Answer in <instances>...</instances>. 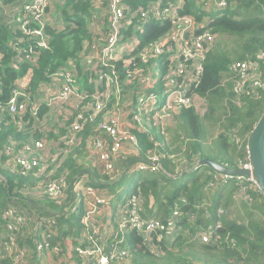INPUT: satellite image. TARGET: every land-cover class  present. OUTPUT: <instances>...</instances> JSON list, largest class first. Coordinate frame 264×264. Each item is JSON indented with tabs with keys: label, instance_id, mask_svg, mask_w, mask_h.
Returning a JSON list of instances; mask_svg holds the SVG:
<instances>
[{
	"label": "trees",
	"instance_id": "trees-1",
	"mask_svg": "<svg viewBox=\"0 0 264 264\" xmlns=\"http://www.w3.org/2000/svg\"><path fill=\"white\" fill-rule=\"evenodd\" d=\"M25 1L4 3L12 8ZM158 1L125 0V26L109 60L104 52L113 36L111 21L105 18L109 0L52 1L48 13L55 23L46 30L48 47L35 49L39 60L26 88L32 95L46 88L57 93L70 85L73 94L84 98L61 115L44 104L37 113L31 109L17 115L0 112V264H38L53 255L58 264H66L62 257L72 258L70 253L81 261L80 253L87 246H98L108 254L121 237L126 242L120 246L129 251L123 264H264V192L248 177L200 164L208 158L239 168L250 161V137L264 115V0H224V10L209 13L204 24L212 35L201 61L203 71L186 94L197 101L154 110L162 113L155 118L146 111L141 115L137 101L149 95L159 98L167 93L172 78L183 81L185 76L180 78L177 66L168 59L175 53L184 60L175 41L169 40L163 53L157 54L175 19L159 13L170 3L181 4L176 9L179 16L190 13L202 20L206 14L202 1L214 0H162L157 5ZM144 25L138 45L127 48L134 34L140 37ZM202 31L199 28L195 34ZM13 36L12 27L0 16V53L7 76L0 105L6 104L18 75L25 72L18 74L12 66L18 52L10 47ZM244 63L248 68L243 74L238 65ZM104 73L112 78L109 85L101 80ZM239 84L242 90L237 89ZM121 95L129 97L121 101ZM119 117L133 137L136 155L127 159L133 164L116 179L117 172L108 168L104 155L114 152L117 139L104 126L117 128ZM38 143L45 147L37 149ZM27 151L33 154L30 169L18 162ZM134 164L145 165L144 171ZM186 167L193 169L181 175ZM85 174L91 175L93 185L85 182ZM125 179L130 187L120 192ZM60 180L65 186L51 193L50 185ZM78 184L92 186L96 194L78 189ZM138 191L140 218L170 226L176 230L174 238L160 228L143 233L128 224L120 229L122 217L131 218L122 213L116 214L118 237L104 244L97 216L91 223L81 219L88 211L87 195L98 205L116 206L117 211L125 194ZM36 194L41 198L32 197ZM101 198L103 203L98 201ZM33 204L40 209L30 208ZM11 209L21 220L7 215ZM10 221L18 223L13 230L8 228ZM206 232L210 237L204 242L201 234ZM68 240L73 242L72 251ZM12 243L13 250H6Z\"/></svg>",
	"mask_w": 264,
	"mask_h": 264
},
{
	"label": "built area",
	"instance_id": "built-area-1",
	"mask_svg": "<svg viewBox=\"0 0 264 264\" xmlns=\"http://www.w3.org/2000/svg\"><path fill=\"white\" fill-rule=\"evenodd\" d=\"M53 0H26L22 5L13 6L10 8L6 6L4 0H0V16L1 19L12 27L13 30V40L10 42V47H16L17 54L11 59L12 66L19 67L22 62V57L25 53L27 55L24 57L28 61L34 62L35 56L39 57V52L35 49L37 47H48L47 39H46V30L49 26L55 23V17L48 13V8L51 6ZM202 1V0H201ZM163 2L159 0L157 5H161ZM224 0H214L210 2H206L205 4L202 1V9H205L206 14L209 18V13L222 11L224 10L227 5ZM181 4L175 5L174 3H170L169 7L166 9L164 13H159L164 18L166 17H173V29L170 31L169 35L163 40L161 45L157 49V54H162L164 47L166 46L169 40H173L178 44L184 60H180V56L177 57L175 53H171L168 59L177 66L176 74L182 78L183 74L184 80H176L172 78L169 82L168 89L166 90V96L162 102L159 101V98L155 97L154 95H149L146 97H142L139 100V103L144 106L145 111H154L159 110H166L167 108H172L173 104L176 105H189L197 101L194 96L187 97L188 87L190 88L192 85L198 83V79L203 71V66L201 61L206 56V42L210 40L211 33L210 31L205 28L204 20L199 21L195 16L190 13H186L183 16H179L176 9ZM109 14H110V21H111V28L113 30V36L110 39L109 46L105 48L104 52L108 55V60L111 58L113 53L115 52V48L117 46V41L119 38V34L121 29L125 26V19H126V3L125 0H109L108 4ZM101 11V10H100ZM179 16V17H178ZM203 22V23H200ZM146 25L141 28V34H134L133 39L129 41L127 48H134L138 45L141 35L144 33ZM201 28L202 33L196 35L195 32L197 29ZM139 31V30H137ZM172 49V48H171ZM170 53V52H169ZM30 54V55H29ZM192 65V67H188V64ZM240 66L242 73L246 72L248 66L244 63ZM2 70V54L0 53V84L4 80ZM28 75V74H26ZM150 78V83L152 82V76ZM103 82H106L109 85L112 82V78L107 73H104L101 77ZM27 83V81H26ZM237 89L242 90L243 86L241 84L237 85ZM13 94L11 95L8 102L5 105H0V111H8L11 114L15 113H22L29 107V100L30 94L29 92L21 87L14 86L13 87ZM46 94V98L40 100V103H48L51 104L53 101L61 99L60 95L52 93V91H48V88L44 92ZM106 95V91L102 94V96ZM150 104V106H149ZM36 112V111H35ZM108 133L112 135H116L115 139H117L114 152L112 154L104 155V158L108 161L107 166L108 168L112 167V161H117L119 155L123 153L120 148L119 141L117 136H119V132L117 128H111L109 125L104 126ZM123 131H126L125 129ZM123 135V133H122ZM131 139L133 137L131 136ZM39 146H43L41 143H38ZM45 147V146H43ZM119 150V151H118ZM20 162L25 168L30 169L34 164L33 160H21ZM242 167H252L251 161L244 164ZM136 169L143 170L145 169V165H137ZM250 180V179H249ZM254 181L257 185L258 182ZM65 186V183L60 180L59 182H54L50 185L49 190L51 193L57 194L61 187ZM87 190L95 193L92 186L87 187ZM96 194V193H95ZM99 202L101 200H98ZM142 203V198L140 193H134L132 197L126 202L128 206L125 207V214H130V220L126 219L124 215L122 217V221L120 223V229L126 228L128 224L134 227L137 231L147 233L160 228L164 230L166 235L171 238L175 237L176 230L171 228L170 226H166L161 221L158 220H149V219H142L140 218L139 208ZM89 211V210H88ZM121 213V214H122ZM178 212L176 211L175 214ZM7 215H9L14 220H21V217H18L16 211L14 209L7 211ZM17 222L10 221L8 228L13 230L17 227ZM163 232H161L160 236L162 237ZM202 239L204 242L209 240L210 233L206 232L201 234ZM122 241V240H121ZM120 240L118 241V245L114 247L108 254H103L106 256H100L97 258L96 264H123L125 257L129 254L127 248L120 246ZM14 247V243L12 245L7 246L6 250L12 251ZM81 251V249H79ZM98 250H102L98 248ZM84 250L81 251L83 253ZM24 253V251L22 252Z\"/></svg>",
	"mask_w": 264,
	"mask_h": 264
},
{
	"label": "rangeland",
	"instance_id": "rangeland-1",
	"mask_svg": "<svg viewBox=\"0 0 264 264\" xmlns=\"http://www.w3.org/2000/svg\"><path fill=\"white\" fill-rule=\"evenodd\" d=\"M105 11H106V5H105ZM105 14L106 15H108L107 17H105V18H107V19H109L110 20V14L108 13V12H105ZM105 15V16H106ZM204 16V18L205 19H208V15L207 14H204L203 15ZM203 18V19H204ZM127 19H128V11H127ZM202 19V20H203ZM202 20H199V21H202ZM59 23V22H58ZM112 29H114V28H112ZM85 50H86V48L84 47V49L82 50V53H84L85 52ZM24 57H26L27 55H23ZM24 57H22V62H21V64H20V66L19 67H13L14 68V70L16 71V72H18V74H19V72L20 71H22L23 69L25 70V74L23 73L22 75H18L19 77H18V79H17V81L15 82V86H18V87H21V88H24V89H26L27 90V88H26V86H27V84L29 83V79H30V76H31V74L34 72V69H35V67L37 66V62H38V60H39V57H36L35 56V60H34V62H32V61H28V60H26ZM142 70H144V69H142ZM26 74H28V75H26ZM145 74H146V71L143 73V75H142V78H141V82H143V83H145L146 81H145ZM4 75V80H3V82L0 84V95H3L4 94V89H5V78L7 77L6 76V74L4 73L3 74ZM26 81H27V83H26ZM149 85L148 84H145V87H148ZM73 88L70 86V85H67V86H65L64 87V89L63 90H59L57 93H55V94H57V95H60L61 96V99H58V100H55V101H53V103H51V104H48V103H40L39 101L40 100H43V99H45L46 98V94L44 93H38V94H32L31 95V93L29 92V94H30V100H29V107L26 109V110H28V109H31L32 111H36L35 113H37V110L40 108V105L41 104H44V105H47L48 106V108H50V109H53L54 111H52L55 115H61V114H63L64 113V111L65 112H67V113H70V109L68 108V106L69 105H74L75 107H77V103H79V101H81L83 98H84V96H83V94H79L78 92L77 93H72L70 90H72ZM46 89H44V90H41V91H45ZM78 91V90H77ZM143 91H147V89L145 88V90H143ZM13 94V90H11V95ZM166 96V94H162V95H160L159 96V101L160 102H162L163 100H164V97ZM11 97V96H10ZM126 97H129V95H126V96H120V100L122 101V99L123 98H126ZM10 99V98H9ZM9 99H8V101H9ZM7 101V102H8ZM129 103V101L127 102V103H125V104H128ZM137 106H138V108H139V113L142 115L143 114V112L145 111V109H144V106L142 105V104H140L139 103V101H137ZM149 106H150V104H149ZM162 109V107L160 108V110ZM1 112V111H0ZM5 113H9V114H11L10 112H8V111H6ZM16 115L17 114H21V112L20 113H15ZM146 114L147 115H154V117L155 118H158V117H160L161 115H162V113L161 112H156V113H154V112H152V111H147L146 110ZM139 117H140V115H139ZM141 118V117H140ZM57 121H59L60 123H62L59 119H57ZM116 123H118L119 125H118V127H117V131L119 132V135L120 136H117V138L119 139L120 138V141H119V144H120V146L118 147V148H120L121 149V151H127L128 152V150L130 149V150H133V142H132V139H131V135H130V133L129 132H127V131H123L124 129H125V127H124V125L123 124H121V118L119 117V118H117V121H116ZM122 133H123V135H122ZM37 147V149H42L41 148V146H39V145H37L36 146ZM14 150H16V148H13ZM27 149H29V148H27ZM49 150V149H48ZM39 151H41V150H39ZM119 151V150H118ZM32 156H33V154H31L30 152H26V154L25 155H22V156H19L20 158L18 159V161H21V160H23L24 158H25V160H31V158H32ZM121 156H122V154H121ZM103 158V157H102ZM14 160V159H13ZM13 160H11V161H13ZM113 166H115V167H113ZM10 167H12V165L10 166ZM111 168H113V169H115L116 170V168H117V161L116 162H114V161H112V167ZM185 170H183V171H181L180 173H181V175H183L185 172H187V171H189V170H191V169H193V168H191V167H186V168H184ZM117 177V175H115L114 176V178H116ZM86 182V181H85ZM87 183V182H86ZM130 180H128V179H125L124 181H122V184H129V186H126L124 189H125V191H127L128 189H129V187H130ZM88 184V183H87ZM77 188L78 189H86L87 187H86V185L85 184H78L77 185ZM121 192H123V191H121ZM137 193H140V195H141V191H138ZM119 195H120V193H119ZM132 195L133 194H131V195H126L125 194V196H124V199H123V201L119 204V206H118V210L116 211V214L117 215H120L122 212H125V210H121V207L122 208H124V207H126V206H128V204H126V202L132 197ZM32 197H34V198H41V196L40 195H38V194H36V195H33ZM119 197V196H118ZM153 199V198H152ZM101 200V203H103L104 202V199H100ZM115 200H117V198H115ZM143 201H144V199H143ZM84 202L86 203V205H87V207H88V210L89 211H87L83 216H82V220L83 221H85L86 223H89L90 222V220H91V218L93 217V215H95L96 213H99L100 211H102L105 207V205L104 204H101V205H98L99 203H97V202H92L91 201V198H90V195H87L85 198H84ZM80 203V201H77V203L75 204V206L71 209V211H73V212H75V211H77V209H78V204ZM140 208H141V206H140ZM91 223V222H90ZM161 223V222H160ZM91 227H92V225H91ZM126 233V232H125ZM1 234H3V232L1 233ZM122 238L123 237H121L120 238V241L122 240ZM76 249H78V247H76ZM80 255H81V257L83 258V259H86L87 261H89V262H91V264H96L97 263V258H100V256H106V255H103V251L102 250H98V246H95V245H89V246H87L85 249H84V252L83 253H80ZM58 259H57V257H56V255H53V256H51V258L50 259H45L44 260V264H53L55 261H57Z\"/></svg>",
	"mask_w": 264,
	"mask_h": 264
},
{
	"label": "crops",
	"instance_id": "crops-1",
	"mask_svg": "<svg viewBox=\"0 0 264 264\" xmlns=\"http://www.w3.org/2000/svg\"><path fill=\"white\" fill-rule=\"evenodd\" d=\"M15 6H18V5H15ZM135 155H136L135 152L133 150L129 149L128 152L124 151L122 153V156L118 158V160H117V168H116V172H117L116 179L119 176L120 177L122 176V174L125 172L126 166H128V168H130V164H133V163H131V162L129 163L127 161V159H129L130 157L135 156ZM133 166L135 168L136 164H134ZM82 177L85 178L87 183H89L90 185H93V182H91L93 178L91 177L90 174H85L84 176L82 175ZM93 181L97 185V179L95 177H94ZM126 186H129V184H124V185L120 186V189L123 188L121 191L124 192L125 191L124 188ZM98 189L100 191V188H98ZM101 192H103V191H101ZM73 202H74V200H73ZM115 207L116 206H113V205H111V207H109V208L105 207L102 211L99 212L98 215H94V216H97L98 225L101 227L102 233L104 235V237L101 236V239H102V241H104V244L108 243V242H111L116 237H118V219L116 217L117 215H116V208ZM30 208L35 209V210L36 209L37 210L40 209V207L37 204L31 205ZM122 241L126 242V239L122 238ZM67 246H68V250L72 251V248H73L72 240H68L67 241ZM69 256H72V258H69L68 255L65 256L64 258L62 257V259H64V262L66 264H91V262H89V261H87L86 259H83V258L80 261L79 260L80 258L76 254L70 253ZM46 258L50 259L51 256H45L44 258L41 259V261L38 264H44V260ZM57 262H59V261L57 260L53 264H55V263L58 264Z\"/></svg>",
	"mask_w": 264,
	"mask_h": 264
},
{
	"label": "water",
	"instance_id": "water-1",
	"mask_svg": "<svg viewBox=\"0 0 264 264\" xmlns=\"http://www.w3.org/2000/svg\"><path fill=\"white\" fill-rule=\"evenodd\" d=\"M252 167H229L212 159L205 158L200 164L211 166L214 170L227 175L248 177L250 180H256L258 186L264 192V115L253 129L250 137L248 150Z\"/></svg>",
	"mask_w": 264,
	"mask_h": 264
},
{
	"label": "clouds",
	"instance_id": "clouds-1",
	"mask_svg": "<svg viewBox=\"0 0 264 264\" xmlns=\"http://www.w3.org/2000/svg\"><path fill=\"white\" fill-rule=\"evenodd\" d=\"M137 166V165H136ZM135 169H136V167H135ZM136 170H138V171H144V170H140V169H136Z\"/></svg>",
	"mask_w": 264,
	"mask_h": 264
}]
</instances>
